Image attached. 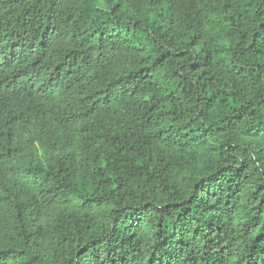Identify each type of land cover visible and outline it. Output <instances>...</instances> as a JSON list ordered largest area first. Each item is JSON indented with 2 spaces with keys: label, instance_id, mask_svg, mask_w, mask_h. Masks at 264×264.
Returning <instances> with one entry per match:
<instances>
[{
  "label": "trees",
  "instance_id": "trees-1",
  "mask_svg": "<svg viewBox=\"0 0 264 264\" xmlns=\"http://www.w3.org/2000/svg\"><path fill=\"white\" fill-rule=\"evenodd\" d=\"M0 264H264V0H0Z\"/></svg>",
  "mask_w": 264,
  "mask_h": 264
}]
</instances>
